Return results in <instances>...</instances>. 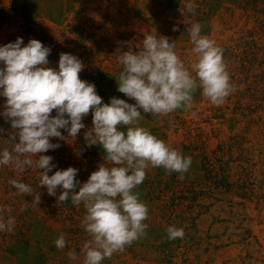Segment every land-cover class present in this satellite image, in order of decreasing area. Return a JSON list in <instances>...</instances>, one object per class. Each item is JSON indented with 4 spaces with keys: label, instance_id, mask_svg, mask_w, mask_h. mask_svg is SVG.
Wrapping results in <instances>:
<instances>
[{
    "label": "rangeland",
    "instance_id": "rangeland-1",
    "mask_svg": "<svg viewBox=\"0 0 264 264\" xmlns=\"http://www.w3.org/2000/svg\"><path fill=\"white\" fill-rule=\"evenodd\" d=\"M189 2L195 14L187 11ZM195 23L224 50L233 91L216 106L197 87L188 110L142 113L139 126L192 163L185 173L146 170L133 190L149 210L146 235L101 264H264V0H0V46L17 38L22 47L38 40L50 48L47 66L55 70L61 53L78 57L84 65L80 78L95 85L105 104L113 97L135 104L118 91L123 66L117 50L127 51L126 42L138 50L146 34L175 41L177 54L193 71L187 28ZM5 104L0 96V152H12L19 140L3 115ZM82 123L76 137L61 129L63 140L51 138L60 146L42 153L56 165L50 176L73 167L83 184L100 164L116 166L101 145L87 146L91 112ZM118 130L126 133L127 126ZM13 179L30 185L32 194H17ZM61 191L51 196L40 187L39 169L0 166V220H15L11 231H0V264H83L82 248L90 239L81 226L86 209L73 205L71 197L59 202ZM172 225L184 229L183 239H168ZM61 233L62 250L55 246ZM72 250L78 259L69 258Z\"/></svg>",
    "mask_w": 264,
    "mask_h": 264
},
{
    "label": "clouds",
    "instance_id": "clouds-1",
    "mask_svg": "<svg viewBox=\"0 0 264 264\" xmlns=\"http://www.w3.org/2000/svg\"><path fill=\"white\" fill-rule=\"evenodd\" d=\"M195 7L191 2L186 4L187 11L193 14ZM201 27L195 23L187 28L194 45L191 51L196 62L191 69L195 75L177 54L176 42L166 36L146 34L138 50L134 51L130 42H126L127 51L117 50L123 66L118 91L135 104L115 97L103 103L95 85L80 78L84 65L72 54L61 53L55 70L47 66L50 48L38 40L32 39L22 47V38H17L14 43L0 46V63L4 65L0 68V96L6 98L3 115L17 130L19 140L13 146L15 156L7 149L0 152V166L14 164L20 171L25 166L39 169L40 187H45L49 195L56 196L60 188L59 202L71 197L73 205L83 203L86 215L81 226L90 237L82 248L83 264H101L146 235L148 225L144 221L149 210L133 190L146 179L149 167L185 173L191 166L190 156H184L139 126L142 113L167 116L180 108L188 110L197 87L216 106L222 105L233 91L224 50L201 35ZM53 110L55 116L51 115ZM90 112L93 127L85 133L87 146L101 145L107 161L116 166L100 164L83 184L76 179L78 170L73 167L56 170L50 176L56 165L52 163L53 157L42 153L60 146L51 143V138L63 140L61 129L69 137H76ZM119 125L127 126L126 133L118 130ZM33 156L38 159H32ZM9 183L17 194L33 192L30 185L16 179ZM33 202L40 203L39 193ZM14 222V218L7 223L0 220V231H11ZM166 232L169 240L183 239L185 235L183 228L174 225ZM55 246L65 248L63 233ZM68 256L78 259L74 250Z\"/></svg>",
    "mask_w": 264,
    "mask_h": 264
}]
</instances>
